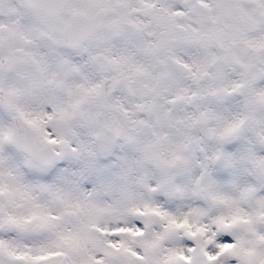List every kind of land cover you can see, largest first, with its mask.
Listing matches in <instances>:
<instances>
[{"label": "snow or ice", "instance_id": "6c2138e0", "mask_svg": "<svg viewBox=\"0 0 264 264\" xmlns=\"http://www.w3.org/2000/svg\"><path fill=\"white\" fill-rule=\"evenodd\" d=\"M0 264H264V0H0Z\"/></svg>", "mask_w": 264, "mask_h": 264}]
</instances>
